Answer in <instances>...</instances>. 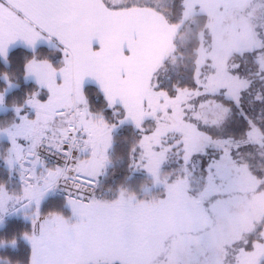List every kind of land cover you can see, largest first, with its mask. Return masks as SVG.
<instances>
[{
    "label": "snow or ice",
    "instance_id": "obj_1",
    "mask_svg": "<svg viewBox=\"0 0 264 264\" xmlns=\"http://www.w3.org/2000/svg\"><path fill=\"white\" fill-rule=\"evenodd\" d=\"M169 4V9H162L139 0H0V58L9 62L13 45L21 42L24 52L16 55L23 58L24 79L32 78L36 90L25 106H14L18 123L6 131V143L0 142V148L7 152V168L11 171L19 164L21 169L20 195H9L6 186L0 184V217L7 211L8 200L15 199L22 207L32 209L24 217L30 226L23 236L24 264H133L124 249L136 227V213L148 207L172 210L175 230L165 239H170L173 251L178 242L185 251L202 248L207 242L212 246V259L206 264H264V213L249 210L244 226L233 225L230 232L218 233L214 226L218 213L233 206L225 199L231 195L233 173L250 181L248 188L241 190H250L261 200L264 177L239 163L233 156L230 139H214L202 130L223 129L232 113L226 102L241 106L252 83L242 74L244 69L264 80V3L216 0L217 23L213 30L221 38H234L245 26L246 40L236 41L235 48L226 50V67L220 71L214 60L224 53L207 29L197 31L191 67L184 65L183 75L169 74L162 80V72L170 73L175 68L172 61L176 59V37L186 26L196 24L200 17L207 19L213 11L202 0H169ZM172 9L178 10L176 18L169 14ZM145 11L154 13L168 27H175L176 33L171 52L151 69L147 96L140 100L137 110L120 97H110L101 87L99 65L108 49L107 34L104 26L91 23L90 17L95 13L112 16ZM132 38L137 37L133 34ZM43 44L54 48L57 54L41 58ZM119 51L124 56L132 55L127 42ZM25 53H30L31 58L25 60ZM82 53L91 57V67L74 77ZM236 58L248 63H236ZM180 76L190 83H173ZM149 97L156 100L155 110ZM256 100L264 106V95H257ZM94 102L103 105L101 111L94 110ZM3 103L4 96L0 95V104ZM47 112L50 117L45 115ZM52 123L63 125L55 145L63 163L48 167L41 160L39 149L48 140ZM262 123L249 119L243 135L247 144L264 149ZM128 127L137 133L129 149L131 167L150 176L161 194L158 199L141 201L121 190L113 201L100 200L95 195L98 177L109 162L114 134ZM174 149L183 153L185 168L195 157L206 156L210 150L216 153L203 169L199 187L194 188L187 176L161 181L168 153ZM25 164L31 167L26 168ZM37 165L44 169L39 176ZM58 192L64 194L61 209L43 210L46 201L56 203L53 197ZM101 234L115 236L121 251H97L92 242ZM11 243L17 246L15 239ZM166 264L183 261L177 255L175 259L168 257ZM192 264L199 262L194 260Z\"/></svg>",
    "mask_w": 264,
    "mask_h": 264
},
{
    "label": "trees",
    "instance_id": "obj_2",
    "mask_svg": "<svg viewBox=\"0 0 264 264\" xmlns=\"http://www.w3.org/2000/svg\"><path fill=\"white\" fill-rule=\"evenodd\" d=\"M158 3L154 4L149 0H139V3L144 4L147 2L153 7H160L162 9H169V0H157ZM176 18L178 16V10L172 9L169 13ZM210 17L207 19L200 17L196 24H190L186 26L184 31L176 37V59L172 61L175 68L172 69L169 74L176 75L179 73L183 75L185 72L184 65L191 67L192 58L194 56L193 49L197 43L196 33L197 31H203L207 29L209 32ZM172 50V49H171ZM17 52H24V48L19 47L13 49L10 52L9 62L5 63L3 58H0V91H4L10 82H14L18 85V88L14 89L7 96V104L11 107L24 106L32 94L36 91L33 87V82L28 83L25 81L22 70V59L16 55ZM171 52V51H170ZM55 50L49 49L42 46L40 52L41 58L55 56ZM183 57V59H181ZM30 53L24 54V59H30ZM236 63H248L242 61L240 58H236ZM250 67H252L249 64ZM255 68L253 67V72ZM242 74H245L249 80H251V87L249 91L244 94L241 106L237 108L235 105H231V102H226L232 107V113H230V120L224 125L223 129H203L209 132L214 139H230L233 144V156L239 161L240 164H246L252 170V172L258 177H264V149L254 147L247 144L244 138V131L247 128V121L249 119L260 123L264 121V106L260 104L256 97L258 94L257 86L261 83L258 80V76L252 72H247L244 69ZM7 76L9 80L4 77ZM167 76L165 79H167ZM173 83H180L185 85L190 83L186 77H177ZM264 95V88L261 91ZM95 96V93L92 94ZM95 111H101L103 105L93 103ZM18 122L15 119V112L13 110L0 114V129L8 127ZM264 127V123L261 124ZM115 145L109 155V162L98 177L99 186L96 191V197L103 201H113L120 194L121 190L128 191L131 194L137 195L141 200L151 201L158 199L160 196V189L153 185V180L150 176L146 175L143 171H139L131 167V155L129 149L132 147L137 139L136 131L131 128H124L117 131L115 134ZM7 139L0 136V142L6 143ZM7 158V152L0 148V184L5 185L9 180L10 172L5 166V160ZM182 164L165 165V174H169L176 168L179 171L176 174L180 176L184 173L183 167L184 160H181ZM211 161L210 157L204 158L202 169L206 168L208 163ZM186 171V170H185ZM146 190H153V192H145ZM56 203L53 204L50 201H46L43 205V210L56 212L61 209L63 199L55 198ZM29 225L25 222L22 217H14L8 219V222L3 228H0V239L4 242L0 243V264H24V258L26 253L23 251L24 233L29 230ZM15 239L17 246L14 247L11 241ZM18 249H22L19 251Z\"/></svg>",
    "mask_w": 264,
    "mask_h": 264
},
{
    "label": "rangeland",
    "instance_id": "obj_3",
    "mask_svg": "<svg viewBox=\"0 0 264 264\" xmlns=\"http://www.w3.org/2000/svg\"><path fill=\"white\" fill-rule=\"evenodd\" d=\"M149 1L154 4L158 3L157 0H149ZM259 2L264 3V0H259ZM215 4H216V0L210 1L211 7H215ZM213 13H215V11ZM156 18L160 19L159 17ZM210 22L211 24H209L210 26L208 28L211 29V32L213 33L212 34L213 37L212 35L211 37L215 39L218 49L222 53H224V55H219L215 58L214 66L218 70L222 71L226 67L225 64L226 50L235 48L236 41L246 40L247 31H246V27L242 26L240 32L234 38L228 36L221 38L220 35L213 30L214 26L217 23L216 14L213 16V19L211 18ZM93 24L104 25V23H93ZM156 26H157L156 33H161L166 35V29L168 26L165 25L161 19H160V23L158 22L156 23ZM105 27H106V23H105ZM161 39H162L161 36L156 34L155 36L156 45L158 42L161 41ZM220 39L222 41H219ZM18 46L24 47L21 42H17L15 45H13V49ZM42 46H46V47L48 46L49 48H51L47 44H43ZM153 54L155 61H157L158 58L160 57V48L155 47ZM160 76L161 79L163 80L166 78L167 73L162 72ZM4 78L6 80H9L7 76H5ZM258 80H260L261 83L255 85V87L257 86L258 94L262 95L261 91L264 88V80H261L259 77ZM25 81L28 83L33 82L32 78H29L28 80ZM16 88H18V85L14 82H10L9 86L4 91H0V95L4 96V103L0 104V114L8 112L10 109L14 108L7 104V96L10 92H12ZM30 99H33V95L28 100ZM121 99H123L129 105V107L137 110L139 109V102L141 99L133 98V97H122ZM149 102L153 110H155V108L158 107L155 98H149ZM45 115L50 117L49 112L45 113ZM177 121L179 122V112H177ZM12 126L13 125L1 128L0 136H2V138L4 139L5 138L7 139L6 131L12 129ZM185 130L187 131V129ZM168 142L169 144L173 143L171 137H169ZM215 156L216 153L210 150L208 155L206 156L193 158L191 162L187 165L186 169L185 166L183 167L182 170L185 169L186 171L184 170V173L180 176V178L187 176L194 188L199 187L201 184V176L205 174L203 172V169L201 168L203 166L204 158L210 157V159L212 160ZM181 160H184L183 153L180 150L174 149L173 151L168 153V160L166 164L173 165V164H178L179 162L182 164ZM4 164L6 166V163ZM177 168L178 167L176 166V168H174V170L169 174H163L161 176V181L162 182L165 181L168 177L179 178V174H176V172L179 171ZM8 171L10 172V175L8 182L5 184L6 191L9 195L15 197L20 195L21 169L19 164H15L13 170L10 171L8 169ZM43 171L44 169L40 165L36 166L37 176H39ZM25 175H27V173H25ZM249 184L250 181H248L246 177L243 176L237 177L236 174L233 173V185H232L231 195L225 198L229 200L233 206L230 208V210H226V211L221 210L218 213V215L214 218V226L216 232L219 233L224 230L230 232L233 225H238L240 227H243L244 224L247 222L249 210H251L253 213H264V200L255 197L250 190L249 191L241 190L242 188H248ZM153 185H155L154 182ZM124 192L129 195H135V194H131L128 191H124ZM145 192L146 193L153 192V190L145 189ZM135 196L139 200H141L137 195ZM141 201H144V199H142ZM22 203L26 204L27 201H23ZM6 208H7L6 213L2 214V217H0V228H3L6 225L8 219L14 217L24 218L26 214L30 215L32 211L31 208H24L22 207L21 203H16L15 199L8 200L6 202ZM112 215L113 217H115L116 213L113 212ZM172 215L173 213L171 209L152 208V207L140 209L136 213V227L129 234L128 248L124 249V251L133 261V264H166L168 257H172L173 259H175L177 255L183 261V264H192V261L194 260L198 261L199 264H206V261L212 259V252L210 251L212 246L207 242L202 248H193L190 251H185L178 242L176 250L175 251L172 250V248L170 247L171 244L170 239L168 240L165 239L166 236H170V234L175 230L173 224L171 223ZM92 244L97 251H108V252L121 251L119 240L115 236L106 237L103 234H101L92 242Z\"/></svg>",
    "mask_w": 264,
    "mask_h": 264
},
{
    "label": "crops",
    "instance_id": "obj_4",
    "mask_svg": "<svg viewBox=\"0 0 264 264\" xmlns=\"http://www.w3.org/2000/svg\"><path fill=\"white\" fill-rule=\"evenodd\" d=\"M210 1L211 0H202V3L205 6L211 7ZM211 8L213 11L209 15L210 21L216 14L213 13L215 7ZM156 17L154 13L148 11L112 16L95 13L90 17L91 23H104L103 26L107 34L108 49L101 58L102 62L99 65V82L110 97H133L143 99L147 96V80L151 69L158 63L160 58L170 53L172 49V39L176 33L174 27H167L166 35L156 33V23H160V19ZM209 33L211 35L213 34L211 29H209ZM133 34L137 37L135 40L132 38ZM156 34L162 38L157 45L155 40ZM219 41L222 40L220 39ZM125 42H127L128 46L132 49L131 56H124L119 51L120 46ZM155 47L160 48V57L157 61H155L153 54ZM16 48H19V46ZM47 48L49 47L47 46ZM49 49L55 50L52 47ZM90 59L91 57L88 53L81 54L79 63L74 72V77H80L91 67L89 63ZM88 83H92L91 77ZM11 110L14 111V108L9 111ZM49 115H51L50 112ZM60 119V117H57V120ZM62 128L63 125L60 123H52L47 133V141L56 145ZM110 152L111 151H109L108 156ZM29 159H31V157H29ZM26 167L30 168L31 165L26 164Z\"/></svg>",
    "mask_w": 264,
    "mask_h": 264
},
{
    "label": "built area",
    "instance_id": "obj_5",
    "mask_svg": "<svg viewBox=\"0 0 264 264\" xmlns=\"http://www.w3.org/2000/svg\"><path fill=\"white\" fill-rule=\"evenodd\" d=\"M49 145H51V143L49 141H46L45 143H43L42 147L40 148L39 155H40L41 160L46 162L50 167L55 166L58 162L63 163V161L59 157V154L56 153V151H55V146L52 145L50 147ZM74 155H76V154H74ZM61 186L64 187L63 183ZM68 187L73 192L76 191V189L74 187H72L71 184H68ZM81 191H83V189H81ZM63 195L64 194L62 192H58L56 194V197L63 198Z\"/></svg>",
    "mask_w": 264,
    "mask_h": 264
}]
</instances>
